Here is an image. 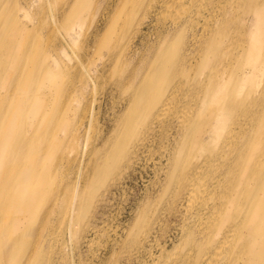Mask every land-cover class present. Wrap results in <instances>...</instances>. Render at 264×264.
I'll return each instance as SVG.
<instances>
[{"label": "bare ground", "instance_id": "bare-ground-1", "mask_svg": "<svg viewBox=\"0 0 264 264\" xmlns=\"http://www.w3.org/2000/svg\"><path fill=\"white\" fill-rule=\"evenodd\" d=\"M86 1L76 0L73 14ZM107 2L95 0L90 14L112 18L115 46L130 32L156 37L146 72L115 82L121 103L127 101V128L133 126L130 136L118 137L119 155L130 166L142 150L152 151L175 127L180 131L174 148L160 155H167L160 170L177 204L192 212L197 236L186 229L172 250L160 247L162 264H264V0ZM29 30L18 16L0 13V264L26 257L30 231L22 226L40 196H48L49 177L33 146L42 138L52 142L56 127H70L69 110L52 108L62 93L49 83L55 74L47 59L29 65L32 51L20 43ZM115 57L118 49L105 62ZM67 210L62 207L63 218ZM81 219L74 216L72 225ZM49 222L36 240L54 235Z\"/></svg>", "mask_w": 264, "mask_h": 264}, {"label": "rangeland", "instance_id": "rangeland-1", "mask_svg": "<svg viewBox=\"0 0 264 264\" xmlns=\"http://www.w3.org/2000/svg\"><path fill=\"white\" fill-rule=\"evenodd\" d=\"M75 3L0 0L3 18L18 16L30 29L20 41L32 51L29 65L47 59L48 70L55 74L49 83L62 95L53 100L52 108L61 104L69 110L70 127H56L48 144L39 139L37 146L44 149L33 146L40 154L38 164L45 167L44 178L49 177L45 183L48 196H40L39 208L22 226L30 232L25 236L29 241L26 257L19 264H162L160 247L172 250L186 229L187 235L197 236L192 212L182 207L183 202L177 204L175 195L166 189L164 170H160L167 161V155H160L168 147L174 148L180 131L175 127L166 136L169 142L162 137L152 151L142 150L127 166L117 151L118 137L130 136L133 126L127 128V101L121 103L120 87L115 85L125 82L131 73L146 72L145 60L156 37L154 33L146 37L142 31L134 37L130 32L115 46L117 33L108 32L112 18L90 14L95 0H87L81 12L78 5L73 14ZM117 49L120 57L106 63L111 50ZM129 58L131 62L123 61ZM136 83L132 80L124 92ZM139 128L140 123L136 130ZM51 131L53 128L48 137ZM146 141L149 144L150 137ZM52 207L57 208L48 213ZM62 207L68 209V218L65 215L66 221L61 223ZM74 216L82 218L76 227L72 225ZM47 219L54 235H43L38 241L35 232ZM1 248L10 252L9 245Z\"/></svg>", "mask_w": 264, "mask_h": 264}]
</instances>
